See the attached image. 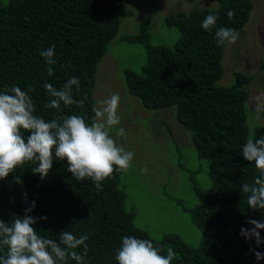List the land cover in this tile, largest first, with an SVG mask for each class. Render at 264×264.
Masks as SVG:
<instances>
[{
	"label": "trees",
	"instance_id": "trees-1",
	"mask_svg": "<svg viewBox=\"0 0 264 264\" xmlns=\"http://www.w3.org/2000/svg\"><path fill=\"white\" fill-rule=\"evenodd\" d=\"M215 1L217 8L166 11L163 24L179 33L172 45L154 37L143 22L135 34L120 36L122 42L142 45L146 54L141 73L127 68L122 72L127 93L145 110L171 109L177 121L192 131L197 157L207 163L206 189L189 173L183 185L176 186L173 178L161 190L171 204L167 216H174V208L184 211L200 232L198 243H189L173 229H162L154 236L153 227L136 226V205L126 202L130 181H125V171L114 170L97 191L90 179L75 180L67 172L66 161L56 159L43 180L31 172L34 163H25L0 180V220L10 223L22 217L34 201L30 215L47 217L34 225L41 236L58 240L63 230L88 234L86 264H116L115 253L124 236L150 239L162 255L171 245L177 254L172 264H257L249 250L264 253V243L256 247L254 239L240 235L242 228L250 227L248 219L264 221V210H250L240 188L257 175L254 164L243 159L242 145L249 138L264 136V124L247 123V86L254 75L234 71L231 82L220 84L225 44H217L215 29L204 31L200 26L205 16L214 14L217 28H244L254 0ZM229 10L235 13L231 18ZM125 11L126 0H7L5 4L0 0V91L13 85L28 91L35 115L45 120L78 114L90 122L96 107L92 89L97 66ZM53 45L57 63L49 76L39 52ZM69 62L71 68L61 67ZM73 76L80 79L79 90L73 88L74 99H84V108L45 109L50 97L43 84L59 88ZM16 177L21 183L15 182ZM260 236L264 240V230ZM5 253L6 249L0 250V255ZM258 264H264V259Z\"/></svg>",
	"mask_w": 264,
	"mask_h": 264
},
{
	"label": "clouds",
	"instance_id": "clouds-1",
	"mask_svg": "<svg viewBox=\"0 0 264 264\" xmlns=\"http://www.w3.org/2000/svg\"><path fill=\"white\" fill-rule=\"evenodd\" d=\"M231 18L234 11L227 13ZM218 16L209 14L204 17L201 28L204 31L215 29V39L218 45L235 44L239 33L234 28L216 27ZM245 27V26H244ZM39 55L48 65L49 76L54 74L57 63L55 46L41 49ZM61 67L71 68L69 62ZM79 90L80 79L70 77L61 87H54L45 82L43 88L50 99L44 104L45 109H55L61 106L75 105L84 108V99L76 100L73 88ZM255 110L264 109V93L256 96ZM120 96L113 93L109 97L98 100L92 108L91 121H86L83 115H59L50 120L35 115L36 108L28 91L19 86H5L0 91V180L15 172L17 167L25 163H34L31 169L34 175L43 180L48 176L53 160L66 161L67 172L77 181L90 179L97 191L102 190V182L111 177L114 170H126L130 167L134 153L118 145L110 134V129L120 124L118 107ZM117 136H124L123 128L116 129ZM241 155L245 161L254 164L257 175L252 182L240 185L242 193L246 194V203L250 210H264V136L249 138L242 145ZM146 172L147 168H142ZM16 183H21L16 177ZM26 201V194L24 195ZM35 208L33 201L25 209L22 217H15L10 223L0 220V250L6 249L5 255H0V264H86L88 253L87 233L77 236L71 231L60 232L58 240L41 236L34 225L37 220L47 217L30 215ZM249 228H242L240 235L246 240L254 239L256 247L264 243L260 231L264 230V221L248 219ZM82 248V252L76 250ZM163 250L154 246L150 239L136 236H124L119 249L115 253L116 264H172L176 258L171 245L166 255ZM257 264L264 259V253L251 248Z\"/></svg>",
	"mask_w": 264,
	"mask_h": 264
},
{
	"label": "rangeland",
	"instance_id": "rangeland-1",
	"mask_svg": "<svg viewBox=\"0 0 264 264\" xmlns=\"http://www.w3.org/2000/svg\"><path fill=\"white\" fill-rule=\"evenodd\" d=\"M6 2L1 0L2 4ZM217 6L215 0H126V11L120 17L119 31L109 42L98 63L92 89L96 106L98 100L113 93L120 96L117 111L121 122L110 131L118 145L134 153L130 167L123 171L125 181H130L126 202L133 201L136 205L135 225L144 229L153 227L151 233L154 236H159L162 229H173L174 233L191 244L198 243L199 230L191 224L185 212L178 208H174L175 217L167 216L171 204H167L168 200L161 190L173 178L176 186L183 185L189 173H194L195 181L206 189L209 184L207 163L197 157L191 138L192 131L177 121L171 109L145 110L136 98L127 93L122 72L127 68L141 73L146 54L142 45L122 42L120 36L135 34L143 22L148 24L154 37L166 45H172L179 33L175 28L163 24L168 14L166 11L188 12L193 8ZM237 32L239 39L235 44L225 43L222 59L224 74L219 83L231 82L234 71L254 75L251 84L247 86V123L250 126L264 124V109L255 110L256 96L264 93V68L261 67L264 63V0H254L247 24ZM118 128L124 129V136L116 135ZM145 167L147 171L142 172L141 169ZM168 193L172 195L170 190Z\"/></svg>",
	"mask_w": 264,
	"mask_h": 264
}]
</instances>
